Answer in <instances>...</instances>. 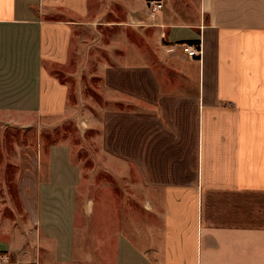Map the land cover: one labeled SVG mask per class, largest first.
<instances>
[{
  "label": "crops",
  "instance_id": "crops-1",
  "mask_svg": "<svg viewBox=\"0 0 264 264\" xmlns=\"http://www.w3.org/2000/svg\"><path fill=\"white\" fill-rule=\"evenodd\" d=\"M162 1L157 25L144 27L146 0H0V115L65 114L68 89L46 64L67 61L91 17L135 27L141 48L116 44L123 60L99 67L104 134L162 194H148L145 225L100 242L104 264H264V0H197L195 12ZM56 10L70 24L44 19ZM37 173V254L12 259L0 240V264H78L72 145L52 144L47 174Z\"/></svg>",
  "mask_w": 264,
  "mask_h": 264
},
{
  "label": "rangeland",
  "instance_id": "rangeland-1",
  "mask_svg": "<svg viewBox=\"0 0 264 264\" xmlns=\"http://www.w3.org/2000/svg\"><path fill=\"white\" fill-rule=\"evenodd\" d=\"M182 1L189 4L191 12L196 11L197 0ZM46 15V20L70 24L65 11ZM96 18L76 27L65 63L52 60L46 64L48 73L68 89L65 114L44 118L0 115V240L9 245L12 259L27 250L33 257L37 254L33 193L37 170L40 178L47 174L49 147L54 143L71 144L82 169L77 194L78 264H104L100 242H110L119 232L131 234L134 225H145L148 194L151 199L162 194L158 191L161 187L154 189L141 179L131 164V150L116 151L106 142L104 127L110 119L99 99L100 65L124 57L114 45L129 46L133 39L141 48L144 36L141 38L133 26H109ZM41 155L42 166H37Z\"/></svg>",
  "mask_w": 264,
  "mask_h": 264
},
{
  "label": "built area",
  "instance_id": "built-area-1",
  "mask_svg": "<svg viewBox=\"0 0 264 264\" xmlns=\"http://www.w3.org/2000/svg\"><path fill=\"white\" fill-rule=\"evenodd\" d=\"M164 2L162 0H146V21L140 22L138 26L150 27L156 26V20L160 17L161 13L164 10ZM180 48L190 56H202L203 50L202 47L196 48L187 43H181ZM2 262H8L7 258L1 259Z\"/></svg>",
  "mask_w": 264,
  "mask_h": 264
}]
</instances>
